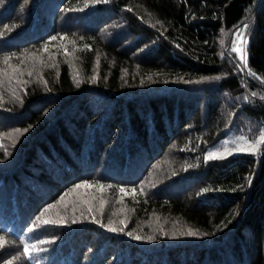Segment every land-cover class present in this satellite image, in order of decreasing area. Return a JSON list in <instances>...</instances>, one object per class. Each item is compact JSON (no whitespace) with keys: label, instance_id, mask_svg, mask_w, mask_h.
Returning a JSON list of instances; mask_svg holds the SVG:
<instances>
[{"label":"trees","instance_id":"16d2710c","mask_svg":"<svg viewBox=\"0 0 264 264\" xmlns=\"http://www.w3.org/2000/svg\"><path fill=\"white\" fill-rule=\"evenodd\" d=\"M0 96V264H264V0H4Z\"/></svg>","mask_w":264,"mask_h":264},{"label":"snow or ice","instance_id":"6c2138e0","mask_svg":"<svg viewBox=\"0 0 264 264\" xmlns=\"http://www.w3.org/2000/svg\"><path fill=\"white\" fill-rule=\"evenodd\" d=\"M107 2H108V0H86V3L88 4V6H92V5L99 4V3H107ZM3 3H4V0H0V5H3ZM244 27L246 29L248 27V25L245 24ZM237 36H238V38L241 39V42H243L242 41V37H240V34L239 33H237ZM50 39L54 40V39H56V37H51ZM46 50L47 49L45 48V51ZM233 51H235L237 53H240V59L242 61H245V63L247 62L246 61V58L244 56L243 48L242 47H235L233 49ZM65 54H67V50L66 49H65ZM221 55H223V54H221ZM10 59H11V56H7L6 55L3 58V63L7 65ZM18 71H19L18 69H13V72L14 73H16ZM249 74L255 76V74L252 73L251 70H249ZM28 75L29 76L32 75V72L30 70L28 71ZM202 79H213V78L212 77H204ZM185 82L186 83H190L191 81H185ZM18 83H21L22 84L24 82L23 81H18ZM196 83H200V81H196ZM45 84H47V81H45ZM76 86L77 87L80 86V82L79 81L76 82ZM13 95L15 96V93H13ZM255 95H256V93H252V96H255ZM0 99H2V96H0ZM16 99H20V97L17 96ZM245 99L247 100L248 97L246 96ZM261 99L264 100V97H261ZM16 131H20V130L17 129ZM23 131L26 132L27 129H24ZM240 139L241 140H244L245 138L241 137ZM261 143H264V132H261V134L257 138L255 144H253L251 142H248V141H245V144L247 146L241 145V146H239L235 150L236 151H240V152H256L257 151V146L259 144H261ZM225 154L230 155L231 152H229L227 149H225ZM206 158L207 159H223L224 158V154L209 152ZM248 184H251V180L248 181ZM85 186H91V185L89 184L88 181H83L80 184H75L73 186V188L70 189L69 191L71 192V191H74L76 189H79V188L85 187ZM99 188L102 191L103 188H104V186L103 185H99ZM120 191L121 192H125L126 190H125L124 187H121L120 188ZM132 191L135 192V189H133ZM65 195H67V193ZM63 200H64V197H61L60 198V201H58L57 203H60ZM85 203H89V201L86 200ZM56 206H57L56 204H49V205H47V207L41 212V214L36 217V222H34V224H33V229L36 228V227H38V226H40V225H59V224H64L66 222V220L62 216H58L56 219L43 218V217H45V213H47L49 209L55 208ZM102 206H103V202H102ZM89 211H91V208H89ZM73 222H75V221H73ZM96 222L99 223V221H96ZM109 228L113 232L123 231L124 230L122 227L121 228H117V227H112L111 225H109ZM31 230L32 229H30V231ZM127 235L132 236L133 233L132 232H128ZM164 235H168V234L167 233H164ZM176 235H177V233L174 232L173 233V236L175 237ZM179 235L180 236H196V235H198V233L196 231L192 230V229H188L187 231H181L179 233ZM202 235H209V234L208 233H204ZM143 238L144 237H141L139 235H136L135 236V239H137V240H140V239H143ZM147 239L148 240H154L155 237L154 236H149V237H147ZM6 243H7L6 237L0 235V249L4 248L6 246ZM41 243H45V242L44 241H41ZM35 248H36L35 245H29V244L25 243L23 245V252L21 253V256L22 257L23 256H31V249H35ZM36 250L39 251V249H36ZM14 259H16V258H14ZM6 264H12V262L11 261H7Z\"/></svg>","mask_w":264,"mask_h":264},{"label":"rangeland","instance_id":"374dc122","mask_svg":"<svg viewBox=\"0 0 264 264\" xmlns=\"http://www.w3.org/2000/svg\"><path fill=\"white\" fill-rule=\"evenodd\" d=\"M242 33H244V32L242 31ZM242 33H241V36H242ZM242 41H244V39H242ZM242 43L243 42H241V39L239 38L237 45L235 47H242L243 48ZM262 132H264V128H263ZM241 137H243L245 139L241 140L240 139ZM256 140L257 139H255V140L249 139L246 135H238V134L233 133L232 131H228L223 137H221L219 140H217L216 142H214L213 144H211L207 148V150L205 152V157H207L209 152L224 154V157L234 156V155H238L241 153H257L260 150L262 143L257 146L256 152H240V151L235 150L241 145L247 146L245 144V141H248V142L255 144ZM225 149H227L229 152H231V154L230 155L225 154Z\"/></svg>","mask_w":264,"mask_h":264}]
</instances>
